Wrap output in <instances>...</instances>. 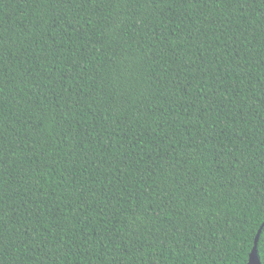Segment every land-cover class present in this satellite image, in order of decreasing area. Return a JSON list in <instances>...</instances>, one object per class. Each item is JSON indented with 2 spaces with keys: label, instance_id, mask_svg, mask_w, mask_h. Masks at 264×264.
Instances as JSON below:
<instances>
[{
  "label": "trees",
  "instance_id": "16d2710c",
  "mask_svg": "<svg viewBox=\"0 0 264 264\" xmlns=\"http://www.w3.org/2000/svg\"><path fill=\"white\" fill-rule=\"evenodd\" d=\"M263 223L264 0H0V264H247Z\"/></svg>",
  "mask_w": 264,
  "mask_h": 264
},
{
  "label": "water",
  "instance_id": "95a60500",
  "mask_svg": "<svg viewBox=\"0 0 264 264\" xmlns=\"http://www.w3.org/2000/svg\"><path fill=\"white\" fill-rule=\"evenodd\" d=\"M263 227H264V223L262 224V226L260 227V229L256 235L254 247L250 253V258H249V261L247 264H261V261L258 257L257 243H258L259 236H260V233H261Z\"/></svg>",
  "mask_w": 264,
  "mask_h": 264
}]
</instances>
